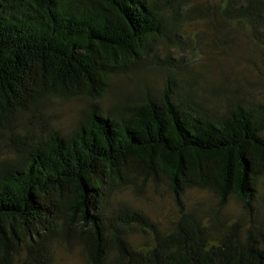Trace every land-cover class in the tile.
<instances>
[{
  "label": "trees",
  "instance_id": "1",
  "mask_svg": "<svg viewBox=\"0 0 264 264\" xmlns=\"http://www.w3.org/2000/svg\"><path fill=\"white\" fill-rule=\"evenodd\" d=\"M239 5L233 17L264 46V0ZM183 9V0H0V124L50 97L99 99ZM169 82L159 97L92 109L70 135L50 133L0 161V264H52L54 247L70 243L87 264H264V224L214 234L183 203L201 190L220 208L235 197L254 213L264 105L230 101L215 118L181 105ZM159 181L178 209L168 231L141 210L110 208L117 192ZM130 233L149 241L135 246Z\"/></svg>",
  "mask_w": 264,
  "mask_h": 264
},
{
  "label": "rangeland",
  "instance_id": "2",
  "mask_svg": "<svg viewBox=\"0 0 264 264\" xmlns=\"http://www.w3.org/2000/svg\"><path fill=\"white\" fill-rule=\"evenodd\" d=\"M245 2L183 0L181 14L176 19L167 15L165 35L154 42L141 64L126 74L111 76L102 97L97 100L50 97L37 110L0 124V161L13 158L18 149L50 133L70 135L84 113L92 109L113 114L118 105L132 99L147 94L159 97L170 80L181 105L204 110L215 118L225 113L230 101L264 105V46L247 25L233 17L237 12L232 10ZM226 7L230 8L229 13L224 12ZM183 203L185 210L202 219L214 234L237 221L245 227L253 218L264 224V177L258 185L253 214L245 212L235 197L220 208L211 193L201 190L189 191ZM127 207L141 210L162 231H168L171 222L178 218L172 194L162 181L117 192L110 208ZM130 234L135 246L149 241L145 234ZM53 256L52 264H87L74 243L54 247Z\"/></svg>",
  "mask_w": 264,
  "mask_h": 264
}]
</instances>
